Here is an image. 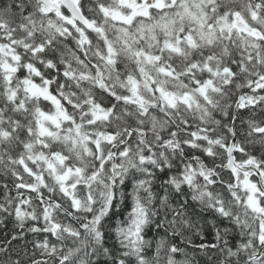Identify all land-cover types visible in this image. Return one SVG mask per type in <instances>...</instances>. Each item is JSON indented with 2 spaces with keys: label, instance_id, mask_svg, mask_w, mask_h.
I'll list each match as a JSON object with an SVG mask.
<instances>
[{
  "label": "clouds",
  "instance_id": "clouds-1",
  "mask_svg": "<svg viewBox=\"0 0 264 264\" xmlns=\"http://www.w3.org/2000/svg\"><path fill=\"white\" fill-rule=\"evenodd\" d=\"M0 264H264V0H0Z\"/></svg>",
  "mask_w": 264,
  "mask_h": 264
}]
</instances>
